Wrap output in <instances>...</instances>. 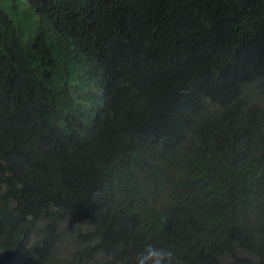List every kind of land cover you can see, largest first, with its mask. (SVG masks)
Returning <instances> with one entry per match:
<instances>
[{"label":"trees","instance_id":"trees-1","mask_svg":"<svg viewBox=\"0 0 264 264\" xmlns=\"http://www.w3.org/2000/svg\"><path fill=\"white\" fill-rule=\"evenodd\" d=\"M146 243L264 264V0H0V264Z\"/></svg>","mask_w":264,"mask_h":264},{"label":"clouds","instance_id":"clouds-1","mask_svg":"<svg viewBox=\"0 0 264 264\" xmlns=\"http://www.w3.org/2000/svg\"><path fill=\"white\" fill-rule=\"evenodd\" d=\"M133 264H178V260L170 246L146 243L136 252Z\"/></svg>","mask_w":264,"mask_h":264},{"label":"rangeland","instance_id":"rangeland-1","mask_svg":"<svg viewBox=\"0 0 264 264\" xmlns=\"http://www.w3.org/2000/svg\"><path fill=\"white\" fill-rule=\"evenodd\" d=\"M64 243H66V242L64 241Z\"/></svg>","mask_w":264,"mask_h":264}]
</instances>
